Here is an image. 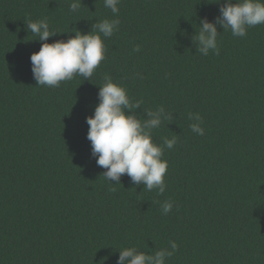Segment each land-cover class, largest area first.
I'll return each instance as SVG.
<instances>
[{
  "label": "trees",
  "instance_id": "16d2710c",
  "mask_svg": "<svg viewBox=\"0 0 264 264\" xmlns=\"http://www.w3.org/2000/svg\"><path fill=\"white\" fill-rule=\"evenodd\" d=\"M72 2L0 0V264H116L121 248L154 254L170 241L166 264H264V24L243 38L217 26L219 55H202L192 37L223 0H120L116 16L104 0ZM41 19L60 32L49 43L119 25L89 80L48 87L33 78L41 42L25 23ZM105 75L140 102L126 114L173 113L152 130L157 145L176 137L163 194L127 174L108 182L91 155L86 117Z\"/></svg>",
  "mask_w": 264,
  "mask_h": 264
},
{
  "label": "clouds",
  "instance_id": "9594fccd",
  "mask_svg": "<svg viewBox=\"0 0 264 264\" xmlns=\"http://www.w3.org/2000/svg\"><path fill=\"white\" fill-rule=\"evenodd\" d=\"M82 0L69 4V11L76 12ZM120 0H104V6L118 15ZM221 3V0L216 2ZM26 28L41 42L38 52L30 56L31 71L38 86L58 87L62 81L71 80L74 75L89 80L95 69L105 57L106 48L102 37L108 38L118 30V19H104L92 25L88 33L75 30L67 40H55L50 37L60 32L50 30L47 19L26 20ZM264 24V0H223L219 15L214 21L200 18L199 31L192 37L197 51L208 55L210 51L219 55L217 26L230 30L233 36L245 37L247 29ZM68 33V32H63ZM139 51V46L134 48ZM139 75V74H137ZM99 86V103L94 113L86 117L89 125L87 139L91 142V155L98 166L105 169L104 178L112 183H120L121 176L127 174L133 184H143L151 191L158 189L163 194L166 189L164 177L168 162L163 157L164 147L172 149L176 137L165 138L163 145H157L152 139V130L159 128L163 121H172L173 113L163 106L146 112L147 118L140 120L134 114H126L139 108L140 102L130 103L126 89L113 82L109 75L103 78ZM188 119L194 121L190 129L197 135H204L201 127L203 120L196 112H189ZM171 202L161 204V211L167 215L172 209ZM170 250L160 249L154 254H146L136 247H124L119 250L116 264H166V258L172 257L178 245L170 241Z\"/></svg>",
  "mask_w": 264,
  "mask_h": 264
}]
</instances>
